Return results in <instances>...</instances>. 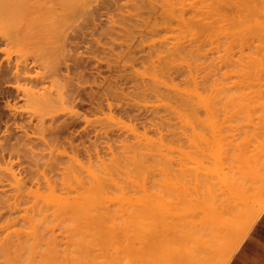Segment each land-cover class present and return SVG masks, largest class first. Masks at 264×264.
<instances>
[{
    "label": "rangeland",
    "instance_id": "374dc122",
    "mask_svg": "<svg viewBox=\"0 0 264 264\" xmlns=\"http://www.w3.org/2000/svg\"><path fill=\"white\" fill-rule=\"evenodd\" d=\"M165 1L164 0H0V19H1L0 20V42H1L0 44L1 46L0 47V237L1 238L0 239L2 243L10 238H13L15 236L13 233H15L19 239V237L22 236L20 232L22 231L21 232L22 234L28 233L29 226H31V224H32L31 226L32 229H34L33 232L36 231L35 228L37 226L33 227L35 225V224L33 225V223L35 222L33 218H35L37 223L38 222L41 223L45 219L44 223L43 222L41 223L45 225V228L41 227L42 233L41 232L40 233L42 235L43 234L46 235V232L43 233V230L44 231L50 230L49 228H47L48 227L47 222L49 223V221L53 220L52 218L53 216H55V213L53 212L52 214L49 213L51 212L52 209L54 210V206H52L53 203L50 200L48 193H46L49 191V187H48L49 183L51 184L55 183L56 184L55 186L58 192H61V190L62 192L67 191L68 188H75V187L77 190L78 185H81L80 187H82V188L79 187V190L83 189L85 186L90 187V184L93 183L94 171L95 172L102 171L103 168L101 170L100 166H103V164L105 165L104 161L106 159H107L106 165H108L107 161H110L109 165L112 166V161H114L115 163L113 166H115L116 162H118L119 160V158L116 156H121V158H123V160L120 159L121 167H122V161L123 163L125 162V164L129 161L126 159L128 158L127 157L128 155L123 154V153H125V151L128 150L132 146L130 150L126 151V153L128 152V154H132L134 151V147L137 148V145H139L137 150H141L144 152L147 151L148 149L151 150V148L156 147L155 148L156 150L155 149L151 150V151H154L155 155L154 154L146 155L147 159L145 160H147L146 162L148 166L146 165V167H144L142 172H140L141 169L138 170V172L134 170L135 171L134 174L131 173L132 176L130 175L131 180L129 182V185H127L128 183L124 179L125 174L123 173L125 172L121 170L120 172L121 174H120V177H118V179L120 180V183L126 182L124 184L127 186L124 189L126 188L127 189L126 190L113 189V187L110 188V185L112 186V184L109 183L110 185L108 187L106 185V188H109L110 191H112L113 189L114 192L113 191L112 192L115 196L114 195L112 196L110 191L107 193V191L105 192L103 191V189H101V192L99 188L98 190L96 187H94L93 189V192H95L94 191L95 189H96V192L99 191V193L97 192V194L96 192L94 193L96 194V198L99 197L100 199L101 196L99 195L102 192L103 193L101 195L106 197L107 200L110 199L112 201L113 199L111 198H114V201L112 202H110V200L109 201L105 200L107 201L106 202L107 204L111 203V205L109 204L110 206L104 202L105 205H107V207H110V212H108L110 213V215L105 214V217H109V219L106 218V221L108 220L107 225L104 226V229H103L105 231L106 230L105 227L107 228V230H108V227H110L108 231L109 235L110 237H114V238L107 237L109 235L105 237L104 235L107 234L106 231L105 233H103L102 231L103 233L102 235L100 232L101 227L99 229L100 231L98 230L99 232L98 231L96 232L99 233L98 240L102 239L104 242L105 238H107L105 241L107 242L106 244H109V243L111 244L113 239H115L118 242L122 240L121 242L125 243L124 242L125 238H122L126 236L124 234L128 235L131 233V235L134 234V236L137 237L140 235L139 234L140 231L142 233V229H145V226L147 227V229H149L148 228L149 226L153 228L155 224H151L150 222L154 219L155 222H157L158 220L157 223H159L161 217L159 218L158 216L156 220L154 216L156 213L157 215H159L158 214L159 211L157 207L163 204L162 200L159 201L154 196V193H153L154 187H155L154 180L160 179V178L163 179L164 177H166L167 171H163V168L165 166H168L170 162L173 165L174 164L177 165V162L178 163L182 162L186 165L187 168L188 166L192 168L195 165L193 163L194 161H192L193 159L192 160L188 159L186 155H184L186 157L185 159V157L183 156L184 153L182 152V148H185L184 150L188 151V149H191V142L195 138L196 139L198 138V136H195L197 135L195 134L196 133L195 131H198V129L200 128L199 123H198V116H201L199 118L201 119L202 117L206 115L205 114L206 111H204L205 110L204 102L202 101L203 97L206 95L208 96L216 95L217 97V95L220 94V91L218 90L220 88L219 86L221 85L223 86L224 83L226 85H231L230 83H232L235 80L240 81V83H238L239 81L238 82L236 81L238 84H241V85L244 84L243 85L244 94L246 93L248 95V93L250 92L248 97L254 94V93L252 94L251 92L255 91L256 89H259L258 86H260V84L262 86V87L260 86V89L261 88L263 89L264 87V73H263L264 48L261 49L263 51L262 52L263 54L262 55L261 53L258 54L259 57L261 56L262 58V60L260 58V60L262 61L261 65L259 63L260 62L259 58L257 59V61L253 62L254 65L252 63H251L252 65H249L250 63L246 62L247 60L244 61V59L246 58L245 53H248V56H247L248 61H249V57H251V55L249 54L254 53L253 51H251V53L249 51L251 50L250 48L253 47L252 43L254 41L255 42L258 41V38L255 36H257L259 33H260L259 34L260 36L264 35L263 34L264 32L262 33L260 31V30H264L263 28L264 22H262L264 21L262 20V14L264 13V5L262 4L264 2L263 0H260V2L259 1L255 2L256 0H252L253 5H251L252 4L251 0L250 1L246 0L245 2L249 1L250 3L248 4L250 5L248 6L247 3L244 2L246 6H245V10H243L242 8V11H241L242 13L240 12L241 6L239 2L237 3L235 0L237 4L236 7L238 8L239 6V11H237L238 9L236 11L242 14V16L236 14L235 3H233L234 5L233 7L235 8L232 9V5H231L232 3L229 4L231 6L228 5L226 7V5L223 2H221L222 0H219L220 2L218 4H214L216 3L217 0H215V2L214 0H212V2L211 0H206V1L205 0H192V1L187 0L188 2L186 0H184V2L183 0H180V1L179 0H176V1L175 0L173 1L165 0ZM199 1H200L199 4L201 6L203 5L202 8L198 4ZM204 1L206 3L211 2L209 4H212L210 6L214 8L216 7L215 10L217 9V6L215 5H218L219 8L217 9V11L220 10V13L219 12L217 13L215 11L218 14V16L215 14V12L212 11V7L210 6L207 7L208 5L205 4ZM171 2H173V4L175 3L176 6L174 8L173 6H171L173 5ZM166 3H170V4L166 5ZM186 3L188 5L190 3L189 6L191 7L195 5V7L193 6L194 9L196 7H200L201 12L198 8H196V10H194L193 12L192 11L193 8L191 9V7L187 6ZM257 3L258 4L261 3L260 6L259 5L257 6ZM168 5L170 6L168 7ZM221 5L224 6L225 8L222 7ZM254 6L255 8H252ZM203 7L207 8L206 9L207 11H205V13H208V11L213 12V14L210 12L211 15H213V17H211L209 13L206 15L213 19L216 17L214 19L215 22L213 21V19L209 17H208L209 19H207V16H205L204 12L203 14L205 17L202 16L203 17L202 18L201 16H199V15H202V11L205 10ZM246 7H249V9L247 8L248 9L247 10ZM166 8H168L170 11ZM172 8H173V11H175V13L172 11ZM175 8L179 10V11L177 10L179 14H177V11L175 10ZM208 8L209 9L211 8V10H209ZM221 10H222L223 16L226 17V20L222 17L224 23L223 21L222 22L220 21L222 19ZM227 10H230L231 13L233 12L231 15L233 22H231V20L229 21L230 18L227 20V17H230V14H231ZM256 10L258 11L257 13H256ZM262 10H263V13H262ZM247 12L248 14H250L248 17L246 16ZM260 12L262 13L260 14L261 16H259ZM196 13L198 15L195 16ZM188 14L193 19L189 17ZM257 14L259 17H261V20L258 18ZM183 16H187L186 19L190 18L191 20L190 19L186 20L185 18L182 19ZM219 16L221 19L219 18ZM239 16L241 20L239 19ZM242 17H245L243 21H246L247 24H245L246 22L243 23ZM200 18L203 21L200 22L201 20ZM248 19L251 21H247ZM258 19L260 22L257 21ZM197 20H199L198 23H197ZM207 20L211 21V23L208 22ZM216 20H218L217 26H215ZM187 21H190V22L188 23ZM183 22H186V23H183ZM205 22L209 24L210 26L207 24H206L207 26H205L204 25ZM212 22L213 24L214 23L215 24L211 25ZM225 23L226 24L228 23L227 26L228 28L230 27V30H236V33L234 31H233L234 33L231 31V34L230 33L227 34L229 32L227 26L223 28V26L226 25ZM232 23L236 24L237 27H234V25H231ZM260 23L261 25H263L262 27L259 26ZM179 24L181 25L182 29ZM189 24L193 25L192 27L194 28H192ZM200 25H202V28H200L201 27ZM175 27L178 28V30L175 29ZM198 27L201 30L203 29L202 32H204V35L207 34L206 36L209 37L208 39H210V41L207 40L206 36L201 35L202 32ZM213 27L216 29L218 27L217 30L220 29V31L222 29L221 32L219 31L220 33L217 32L219 33V35L216 33V30ZM249 27H252V29ZM225 28L228 31H226ZM180 29L181 31L183 30V32L185 33L181 34ZM192 29H194V31ZM197 29H199L198 33H197ZM240 29H243L242 32ZM250 29L255 34L254 36L252 35V37L251 36L248 37L250 33H252ZM204 30H207V31H204ZM190 31L193 33H191ZM224 31L227 33H224ZM171 32L173 33L175 32V33L172 34ZM210 32H212V35H214V37L210 35L211 34ZM196 33L199 35L197 36V39H198L197 41L195 38V36L197 35ZM231 35L232 37L233 36L235 37L232 38ZM237 35H238V38H237ZM174 36H176L177 40L175 39ZM216 36L217 38L219 36V38L217 39L218 41H215L214 39L216 38ZM222 36H224L225 38L227 37V38L225 39ZM178 38L186 39V41L183 39L182 41H180L178 40ZM235 38L237 39L235 40ZM248 38L250 39V41ZM212 39H214V43ZM200 40H204V41L200 43L201 42ZM225 40H227L228 42L227 41L225 42ZM232 40L235 41V43L232 42ZM237 40L238 42H236ZM161 41H162V44H161ZM167 41L171 43V45H172V42L174 43V41L176 42L180 41V42L179 43L175 42L178 47V48H175L176 49L175 50L173 46H170V44ZM207 41H209L210 43ZM230 41L232 44L230 43ZM205 42H207L208 44ZM189 43H191V45ZM192 43L193 44L195 43L197 48L198 46L201 47L202 44H205V45L201 47V50H199L200 47L198 49L194 48L195 46L193 45L192 47ZM176 45L174 47H176ZM211 46H213V48ZM223 47H226V49ZM170 48H173L175 51H177L179 48L181 50L183 48V51L186 49L183 52V54L186 57L181 53H176L173 49H170ZM187 48H188V51H187ZM206 48L211 49L213 52L211 50L210 51L207 50ZM219 48L222 51H224V53L219 52L220 53L219 54L218 50L221 51ZM253 49L254 47L252 48V50ZM163 50H165L166 52L163 53ZM171 50H173L174 52L172 51L171 53L170 52ZM179 50L177 52H181V50L180 51ZM189 50H191V52ZM192 50H194L195 53L192 52ZM202 50L204 51V54ZM22 53L23 55H20L21 58L25 56V58H28L30 62H34L36 59L41 60L42 58L46 57L47 60L44 63V65L54 66V68L50 67L47 71L48 73L46 75L47 76L46 93L30 101L27 100L26 96L23 95L21 90H18V88L15 86V83H14L15 79H14V76L12 75V72H10L9 69L5 67L4 65L5 63L4 60L9 59L10 57L16 60L20 59V57H17V56ZM187 53L190 55H188ZM196 53L199 55H204V57L202 56L203 59L201 58L202 59L201 60L200 59L201 56L199 55L197 57ZM205 53L206 54L209 53V55L207 54V56L210 57L209 59H207V56H205ZM160 54L163 56H161ZM178 54H180V56L182 57H178L179 56ZM227 54L231 56H228ZM175 55L177 58L175 57ZM224 55H227V57ZM191 56L192 58H190ZM195 56L197 59L198 58L200 59V60L198 59V62H196L197 60L195 62L193 61L195 59L194 58ZM219 56L222 59L221 58L219 59ZM187 57L188 59H186ZM228 57H230V59ZM165 58L167 60H165ZM172 58L173 59L176 58V59L173 61ZM163 60L165 63L164 66L163 64H161ZM200 61L201 62L203 61V62L201 63ZM250 61H253V60H250ZM152 63L154 66L152 65ZM155 63H156V66H155ZM159 63L161 65H159ZM195 63H198L199 67ZM150 65L153 68L154 67L158 68V70L152 69V70H155V73H154V71L150 69L151 68ZM242 66L243 68H241ZM244 66H247V67L245 68ZM162 68H163V71L161 70ZM164 68L166 69L164 70ZM247 68L248 70H250L249 72L245 70ZM255 69L257 72L255 71ZM159 70L162 72H160ZM235 70H237V72ZM239 70H240V73L243 71L245 72V74L242 75L243 72L242 74H239L238 72ZM160 73H162L163 75H161ZM237 73L239 74L238 76L240 78H238ZM226 74L227 76H224ZM258 74L260 75V78L259 77L257 78V76H259ZM190 75L193 77V79H191ZM197 75L198 77H195ZM241 76L242 77L244 76V78H248V79L247 80L244 79L245 80L244 81ZM153 77H155L156 79L159 78L158 79L159 81L155 80V78ZM187 78L191 82H189ZM167 79L168 81H166ZM220 79L223 83L220 81ZM242 80L244 82H242ZM192 82L193 84H191V87H190L188 83H192ZM170 84H173V85H170ZM182 84L185 86H183ZM174 85H178L176 86L178 88L175 87L178 90H176L175 88H173L172 90V87H174ZM180 85H181V88L183 87V89H185V91L183 89H179ZM249 85L252 87L249 88L250 87ZM215 86L218 87V89ZM212 87L214 88L211 89ZM186 88L189 89V92L191 94L187 92ZM215 89L219 91L218 94H217L218 92L217 90H216L217 92L214 91L215 94L213 93V90ZM181 90L184 92L182 93ZM246 90L249 92H247ZM188 95L189 97L187 98L189 99L186 98V96ZM218 97H221V96H218ZM190 98L192 100H190ZM187 103L188 105L190 103L192 104H190L191 106L190 105L187 106L186 105ZM177 104H180V105L177 106ZM184 104L186 106H184ZM169 106L172 108H168ZM171 109L172 110L174 109L173 111L174 114L172 112H169V110L172 111ZM187 114L189 118L187 117V120H186L185 117ZM170 115H172V117ZM245 115L244 117L247 118ZM24 116L28 117L27 122H24L20 119L21 117H24ZM169 116L171 117V119ZM172 118L174 119L173 120V122H175L174 124L176 125L177 123V125L179 126L176 125L177 126L176 127L174 125L173 126L174 128L171 127V125L173 124L171 122ZM245 118L243 117L241 118L243 121L239 120V118H236L239 121L235 120L234 121L235 123L234 122L232 123H234V125H236L237 122H239L238 124H240L241 122L245 123L246 122L244 121L246 120ZM191 120H193L192 125H191ZM168 121H169V124L167 123ZM163 122L165 124H163ZM186 122H189L190 124ZM160 125H161L160 127L161 129L159 128ZM192 126L194 127L195 131ZM233 127L237 128V126H233ZM172 128L174 129V131ZM175 128L176 129L179 128V129L175 131ZM232 128H229L228 129L229 131L227 132H231ZM20 131H24L23 133L25 134V136L23 135L21 138L19 137L15 138L14 136ZM161 131L162 133L163 132L165 133V136L164 135L162 136ZM235 131L237 132V130ZM235 131L233 130L234 133ZM175 132H178L177 133L178 135H176ZM169 134L170 136H167ZM175 135L178 137H176ZM139 136H142V137H139ZM148 136H150L153 139H159V137L161 139L162 137L164 138L167 136L166 137L167 140L168 139L172 140L173 138L175 139L177 138L179 140L181 138V142L179 141V143L181 144L180 147H182L183 144L185 146L181 148L179 155L177 154L179 151H176L177 155H156L161 151L160 150L162 149L160 148L161 145L160 147L155 146V144L158 143L159 141L153 140L155 142L153 144L152 139L149 138ZM188 138H191V139H188ZM177 139L176 141L178 142ZM137 140L138 141L142 140V142H140L142 143V145L145 143V140H146L147 148H145L144 145L141 146L140 143L138 144ZM226 140H224L223 142H225ZM148 143H151L153 145L149 144L151 145L149 147ZM127 145H129V147ZM126 146L128 147V149ZM140 146L141 148H143V150L140 148ZM144 148L147 150H145ZM129 151H131L132 153L131 152L129 153ZM119 153H121L122 155ZM123 155L124 157L126 155L125 159ZM76 159L78 162L76 161ZM100 160H101V164H100ZM73 162H75L76 164ZM186 162L188 163V165ZM79 165L81 166V168ZM53 166H56V167H53ZM74 166L78 170H76ZM37 167H39L40 170ZM97 167H100V169L98 168L99 170L96 171ZM153 167H154V171H153ZM88 169L89 170L92 169V170L89 171ZM71 170L74 171L75 174L78 173L77 176H80L81 174L82 176H84V178L80 176L84 179L83 185L81 184L83 183V179L80 177H77L76 179H74L76 175ZM92 171L93 173H91ZM69 172L73 174V175L71 174L72 177L70 175L71 179L69 177ZM65 174H67L66 176L69 177L68 179L69 182L66 181L68 178L67 177L66 179H64L65 183H62L64 181V180L62 181L63 175L65 177ZM121 175L122 176L124 175V177L121 178ZM44 176H47V178ZM91 178H92V183L90 181ZM50 179L52 182H50ZM80 179L82 180L80 181ZM78 180H79V184H78ZM87 180H89L90 182ZM76 183L78 185H76ZM113 186L115 185L113 184ZM43 190H46L45 193ZM71 190L72 189H70L69 191ZM76 190L74 189L75 193H76ZM41 192H43L44 194ZM71 193H73V191H71ZM40 194L44 196H38ZM36 196H38V198L40 197L39 199H42V200L44 199V201L41 202L42 205H39V207H37V205L40 202ZM109 196L110 197L112 196V197L109 198ZM47 197L48 199H46ZM20 198H21V201H20ZM94 198L95 197H93L92 199L95 201ZM106 198L102 197L101 199H106ZM47 200H49L52 203V205L51 203H49L50 207L48 206L49 204L47 205V203L49 202V201L47 202ZM93 200H92L93 203L90 201L88 202V204L92 203L91 206L95 205ZM32 201L34 202V205ZM30 202H32V204H30ZM99 202L100 201H98V203ZM44 203L45 205L48 206L50 211L49 209H47ZM98 203H96L97 206H98ZM35 204H36V208L38 209L37 213L38 214L41 213L40 214L41 216L37 215L35 211L36 208H34ZM101 205H104V204H101ZM148 205H150L154 209V213H153V210L151 211L153 214L147 213ZM40 206L43 207V209H42V212L39 213V210H41ZM104 206H102L101 208H103ZM28 207L32 208L31 212L29 211L30 208ZM86 207H88V205ZM44 208L47 209L49 213V214L47 213L46 216L48 217L49 215V218L51 216L49 221H48V218L43 215L44 211L47 212V210H44ZM90 209L91 207L89 205V211L93 213L94 211ZM33 210L35 211V213ZM86 211L89 212L88 208L86 209ZM86 211L84 212L83 210L84 212L83 214L87 213ZM96 212H94L93 214L94 218H96V216L98 215L97 218L101 216L102 218L105 219L104 213L102 215L101 213L99 214V211H97V209H96ZM26 214H30V215L34 214V217L32 218L33 221L30 220L32 216L30 215L27 216ZM89 214L91 213L89 212L85 214L84 216L87 218ZM143 214L144 216H142ZM68 215L71 216L70 213ZM68 215L66 216V218L68 217ZM35 216H37V218ZM57 216H55V218ZM63 216L64 214L61 217H59V219L63 218ZM72 216H75V215H72ZM39 217H42V220H40L41 218L38 219ZM90 217L92 218V215H90ZM123 217H125L124 220H123ZM27 218H30V219H28L27 221ZM22 219H23V222L21 221ZM18 220L20 221V223ZM125 220L128 221V224L132 225L131 228L135 229V231L130 229L129 228L130 225H128L127 223L126 225H128L129 227L127 226L125 227L124 225V223L126 222ZM140 220L141 221L144 220L149 223L145 226H142L143 223L141 222L142 223L141 224L139 222ZM45 221L47 222L45 223ZM28 222L29 223L33 222V223H31L28 226L26 225V224H29ZM15 223L18 224L19 228H21V226L24 225L23 229L25 228V230H19V228L16 227L17 225ZM113 223L115 224L120 223L118 225L120 226L121 232L123 231L124 227L127 231L124 229V231L122 232L123 234H121L118 228L116 229L114 228L115 230L112 229L114 226H116ZM39 226H42V225L39 224ZM57 228L58 227L55 228L56 230L55 233L59 231L61 232L60 228L58 229ZM10 229L12 230V232L13 231L14 232L12 233ZM17 229L19 230V232L17 231ZM26 229H28L27 230L28 232L26 231ZM39 229L40 227L37 229V231H39ZM138 229H140V231ZM130 230H132L133 232L132 231L129 232ZM117 231H118V234L116 233ZM8 232L13 235L9 234ZM33 232L31 231L28 234H31ZM60 232L57 234L60 235ZM7 233H8V236L11 235L13 237L10 236L9 238H7ZM49 233H51V231ZM28 234L26 236L25 235L23 236L29 237ZM114 234H117V235L113 236ZM101 236L102 238H100ZM117 236H121L120 240L117 238ZM4 237H5V240L3 239ZM96 237L88 238V239L89 240L97 239ZM15 238L16 236L14 237V239H12V241H14ZM109 238L112 240H110ZM108 239L110 240V242ZM10 241L8 240L6 241V243H4L6 248H7L6 245ZM12 241L10 242L11 244L18 242L17 238H16V242L14 241L12 243ZM1 245H0V249L4 247L3 245V247L1 248ZM11 246L13 248L15 244L14 246L13 245ZM87 246H88V242H85L83 250H82L83 258L84 259L85 258L87 259L95 258L96 253L99 254V249L97 247H94L95 251L93 249L91 250L93 254L89 253L88 255L87 252L89 251H88ZM109 247H111V245L110 246L108 245V248ZM5 249L1 251L5 252ZM110 250L112 251V249H109L108 251ZM6 252L9 253L10 250ZM11 252L9 254H11ZM0 254H3V253H0ZM13 254L15 258V253ZM13 254L10 256H13ZM98 254L96 258L98 257L99 259H101L100 257H102V255L99 254L100 255L99 257ZM10 256L8 255L7 262H10V264H12L11 261H13V263H15L13 258L10 261L11 259ZM121 256L119 257L115 256V258L116 259L118 258L119 260H121L120 258H124V256L126 255L121 253ZM6 258L0 257V261L2 262V264H4L3 260L5 261ZM83 264H86V263H83Z\"/></svg>",
    "mask_w": 264,
    "mask_h": 264
},
{
    "label": "bare ground",
    "instance_id": "6f19581e",
    "mask_svg": "<svg viewBox=\"0 0 264 264\" xmlns=\"http://www.w3.org/2000/svg\"><path fill=\"white\" fill-rule=\"evenodd\" d=\"M217 1L214 4H218L220 2L219 0H217ZM226 1H228V2H226ZM245 1L246 0H236V2L237 3L239 2L240 6H241L240 7V12L242 11V8H243V10H245V6H246L245 3H247L248 6L250 5V4H248V3H250L249 2L250 0L247 1V2H245ZM257 1L260 2V0H256L255 2H257ZM183 2H184V0H183ZM183 2H182V4H183ZM211 2H212V0H211ZM211 2H209V3H211ZM214 2H215V0H214ZM221 2H223L226 5V7L229 4L232 3L231 4L232 5V9L237 6L235 0H225V1L222 0ZM251 2H252L251 5H253V1L252 0H251ZM171 3L173 4V2H171ZM175 3L173 5H171V6H173V8L176 6ZM199 3H200V1L198 2V4ZM209 3L208 2L207 3L205 2V4L208 5V6L206 5L207 7H209L210 5H212V4H209ZM226 3H228V4H226ZM233 3H235V7H233L234 6ZM243 3H244V5H243ZM261 3H259V4L257 3V6L258 5L260 6ZM167 4H170V3H166V5ZM198 4H197V6H198ZM262 4L264 5V2ZM186 5L189 6L190 3H189V5L186 3ZM231 5H229V6H231ZM169 6L170 5H168V7ZM193 6L195 7V5H193ZM193 6L192 7L189 6V7H191V9L193 8L192 11L194 12V10H196V8H198L200 10V7L202 8L203 5L202 6L200 5V7H196L195 9H194ZM215 6H217V9L219 8L218 5H215ZM210 7H212V6H210ZM222 7H224V6H222ZM173 8H172V11H173ZM176 8H175V10L177 11L178 9H176ZM215 8L212 7V11L213 12L216 11L217 13L218 12L220 13V10L217 11V9L215 10ZM247 8L249 9V7H246V9ZM252 8H255V6L252 7ZM166 9H168V8H166ZM204 9H203L204 11H202V15H199V16L205 17V16H207L206 14L209 13L210 16L213 17V15H211V13L213 14V12L208 11V13H205V11H207L206 10L207 8H204ZM209 10H211V8ZM230 10H227V11L230 12ZM236 10L239 11V6H238V8L237 7L235 8V11ZM178 11H177V14H179ZM237 11H236V14L242 16V14L238 13ZM173 12L175 13V11H173ZM200 12H201V10H200ZM203 12H204L205 16H204ZM216 12H215V14L218 16V14ZM248 12L246 14L247 17L250 15V14H248ZM250 12H252V11H250ZM257 12L258 11L256 10V13ZM197 13L195 14V16L198 15ZM232 13L230 14V17H227V20L230 18L229 21L231 20V22H233L232 21V17H231ZM262 13H263V10H262ZM262 13L260 12L259 13V16H261L260 14H262ZM167 14H165V15H167ZM221 15H222L221 18L223 17L226 20V17L223 16L222 10H221ZM188 16H189V14H188ZM240 16H239V19L241 20ZM257 16H258V14H257ZM259 16H258V18L261 20V17H259ZM186 17L187 16H183L182 19H184V18L186 19ZM189 17H191V16H189ZM208 17L209 16H207V19L211 18V17H209V18ZM219 18H220V16H219ZM223 18L220 20L221 22L223 21ZM244 18L245 17H242V21L244 20ZM263 18H264V13L262 14V20H264ZM189 19H186V20H189ZM211 19H213V18H211ZM214 19H213V21L215 22ZM259 19L257 21H259ZM180 20H181V18H180ZM198 21L199 20H197V23H198ZM201 21H203V20L201 19L200 22ZM217 21L218 20H216V25L215 26L218 25L217 24ZM247 21H251V20L248 19ZM179 22H181V21H179ZM187 22L189 23L190 21H187ZM206 22H205L204 25L205 26L209 25ZM208 22L211 23V21H208ZM245 22L246 21H243V23H245ZM262 22H264V21H262ZM183 23H186V22H183ZM218 23H220V22H218ZM223 23H224V21H223ZM261 23L259 25L260 27H262L264 25V23H263V25H261ZM214 24L212 22L211 25H214ZM245 24H247V22ZM221 25H223V24H221ZM227 25H228V23L226 25H224L223 28L226 27ZM231 25H234V27H237L236 24H233L232 23ZM190 26L192 27L193 25H190ZM198 26H199V24H198ZM200 26H201L200 28H202V25H200ZM219 26H220V24H219ZM248 26H249V24H248ZM180 27H181V25H180ZM169 28H170V26H169ZM192 28H194V27H192ZM227 28H228V26H227ZM249 28L252 29V27H249ZM175 29L178 30V28H176V27H175ZM181 29H182V27H181ZM181 29H180L181 34H184L185 32H183V30L181 31ZM199 29H197V33L199 32L198 31ZM214 29L216 30V33L220 31V29L217 30L218 27H217V29L216 28H214ZM243 29H240L241 32H242ZM251 29H250V31H251ZM167 30H168V28H167ZM192 30L194 31V29H192ZM202 30H201V32H202ZM225 30H226V28H225ZM228 30H229L228 33L225 32V31H224V33H227V34L230 33L231 34V31L232 32L234 31L236 33V30H230V27L228 28ZM228 30H226V31H228ZM204 31H207V30H204ZM221 31H222V29H221ZM260 31L262 33L264 32V30H260ZM171 33L174 34L175 32L174 33L171 32ZM191 33H193V32H191ZM210 33H211L210 35L212 37H214V35H212V32H210ZM219 33H217V34L219 35ZM252 33H250V35L248 37H250V36L252 37V35L253 36L255 35L254 32H252ZM227 34H225V35H227ZM244 34H246V33H244ZM259 34L257 36H255V37L258 38V41H256V42L254 41L255 43L254 42L252 43V41H251V43L253 44V47L255 49V50L254 49L252 50L253 47L250 48L251 50L249 52L250 53H251V51L254 52L252 54H249V55H251L252 58L249 57V61H248V58H247L248 53H245L247 59L245 58V56H244L245 59L242 57L244 59V61L247 60L246 62H249L250 63V64L247 63L249 65H252V64L254 65L253 62L254 61H257L258 58H259V60L261 58V56L259 57L258 54L261 53V55H262L264 53L261 50V49L264 48V35H261L260 36ZM201 35L206 36L207 34L204 35V32H202ZM176 36H174V37L177 40ZM191 36H193V35H191ZM197 36H199V35L197 34L195 36L196 41L198 40L197 39ZM224 36H222V37L225 38ZM235 36H236V34H235ZM235 36H233V37H235ZM172 37H171V39H172ZM222 37H221V39H222ZM231 37H232V35H231ZM179 38H178V40L182 41L183 38L182 39H179ZM208 38L209 37H207V40L210 41V39H208ZM218 38H219V36H218ZM218 38L216 36V38H214L215 41H218L217 40ZM237 38H238V35H237ZM237 38H235V40ZM214 39H212L213 43H214ZM183 40L186 41V39H183ZM233 40H232V42L235 43V41H233ZM200 41H201L200 43H202V41H204V40H200ZM209 41H207V42H209ZM226 41L227 40H225V42ZM239 41H240V39H239ZM249 41H250V39H249ZM175 42L176 41H174V43ZM207 42H205V43H207ZM236 42H238V40ZM174 43L172 42V45H171V43H169V44H170V46H173L174 49L175 48H178L177 45H176V43L175 44ZM195 43L194 44L192 43V47L194 45L195 46L194 48H197L196 45H195ZM200 43H199V45H200ZM230 43H231V41H230ZM0 44H1V42H0ZM161 44H162V41H161ZM189 44L191 45V43H189ZM254 44H255V46H254ZM175 45H176V47H174ZM204 45L205 44H202V46H204ZM214 45H216V44H214ZM197 46H198V44H197ZM213 46H211V47L213 48ZM199 47L200 46H198V48ZM201 47L199 48V50H201ZM226 47H223V48L226 49ZM173 48H170V49H173ZM183 48H182V50L179 48L181 50V52H177L179 49L177 51H175L176 49L175 50L173 49V50L176 53L183 54V52L186 50L185 49L183 51ZM188 48H187V51H188ZM225 49H223V50H225ZM173 50H171L170 52L172 53ZM207 50L210 51L211 49L208 48ZM189 51L191 52V50H189ZM164 52H166V51L163 50V53ZM192 52L195 53L194 50H192ZM219 52H223L224 53V51H222V50L221 51L218 50V53ZM203 54H204V51H203ZM207 54L209 55V53H207ZM207 54L205 53V56H207ZM231 54H233V53H231ZM20 55H23V53L22 54H19L17 56V57H20V59H17V60L16 59H12V57H10L9 59L4 60V62H5L4 65H5V67H7L9 69L10 72H12V75L14 76V79H15V82H14L15 83V86L18 88V90H21V92L23 93V95L26 96V99L30 101V100H33L34 98L40 97V96H42V95H44L46 93V91H47V85H46V82H47V79L46 78H47V76L46 75L48 73L47 71H48V69L50 67H53L54 68V66L53 65H48V66L44 65V63L47 60L46 57L42 58L41 60L36 59L34 62H30L28 60V58H25V56H23V58H21ZM178 55H179L178 57H182V56H180V54H178ZM188 55H190V54H188ZM198 55L199 54L196 53V56L197 57H198ZM227 55H224V56L227 57ZM161 56H163V55H161ZM172 56H173V54H172ZM196 56L194 57L195 58L193 60L194 62L196 60H197L196 62H198V59L199 58L197 59ZM199 56H201L200 59L202 58V56L204 57V55H199ZM228 56H231V55H228ZM175 57H176V55H175ZM188 57L186 59H188ZM190 58H192V56ZM209 58L210 57L207 56V59H209ZM220 58L221 57L219 56V59ZM228 58L230 59V57H228ZM228 58H227V60H228ZM175 59L172 58L173 61ZM243 59H241V60H243ZM165 60H167V59L165 58ZM250 60H253V61H250ZM261 60H262V58H261ZM261 60H260V62L258 61L260 63V65L262 64V61ZM258 62H256V63H258ZM160 63H159V65L163 64V66L165 64L164 63V60H163V62L161 64ZM166 63H167V61H166ZM243 63H245V62H243ZM195 64H197V66H198V63H195ZM152 65H153V63H152ZM155 66H156V63H155ZM170 66H171V64H170ZM239 66H240V64H239ZM255 66H253V67H255ZM165 67H167V66H165ZM244 67L246 68L247 66H244ZM184 68H186V67H184ZM241 68H243V66ZM262 68H263V66H262ZM150 69L151 70L152 69H157L158 70V68H155V67L153 68L152 66H151ZM165 69L166 68H164V70ZM161 70L163 71V68ZM242 70H244V69H242ZM245 70H247V72L250 71V70H248V68L245 69ZM152 71H154V73H155V70H152ZM162 71H160V72H162ZM235 71L237 72V70H235ZM255 71H256V69H255ZM238 72H239V74H242L243 71L240 73V70H239ZM263 73H264V70H263ZM160 74L163 75L162 73H160ZM239 74L237 73V76ZM244 74H245V72H243L242 75H244ZM184 76H185V74H184ZM224 76H227V74L224 75ZM164 77H165V75H164ZM166 77H167V75H166ZM190 77H191V79H193V77L191 75H190ZM190 77H189V79H190ZM195 77H198V75L195 76ZM258 77L260 78V75L257 76V78ZM153 78H155V77H153ZM238 78H240V77L238 76ZM242 78H243V80L244 79L245 80L248 79V78H244V76ZM158 79L155 78V80H158ZM162 79H163V77H162ZM188 80H187V82H188ZM243 80H242V82L245 81V80L244 81ZM164 81H165V79H164ZM166 81H168V79ZM182 81H184V80H182ZM220 81H221V79H220ZM236 81L237 80H235L232 83H230L231 85H226L224 83L223 86L221 85L222 87L219 86L220 87L219 89H218V87L215 86L220 91V94H218L219 91L217 89L213 90V93L214 94H215L214 91H216V90L218 91V92L216 91L217 94H218L217 97H216V95L215 96H213V95L212 96L211 95L210 96L206 95V96L203 97V100L202 101L204 102V106H205L204 107V109H205L204 111H206V113H205L206 115L205 116L203 115L204 117H202L201 119H199L201 116H198V123H199V126H200V128H199L200 130L198 129V131H195L194 127L192 126L193 129H194V131L196 132L195 134H197L195 136H198V138L196 139L194 137L195 139L194 138H193L194 140L192 139L193 141L191 142V149H188V151H185L184 150L185 148H182L183 146H185L184 144H183L182 147H180L181 144L179 143V141L181 142V138L179 140L176 138L178 140V142L176 141L175 138H173L176 135H178L177 134L178 132H175L176 135L172 137L173 138L172 140L171 139L170 140L169 139L167 140V138H166L167 136H170V134L167 135L166 137H164L165 139L163 137L160 139V137H159L160 140L159 139H153L150 136H148L149 138L152 139V141L153 140L154 141H156V140L159 141L158 143L155 144V146H157V147L159 146L160 147V145H161L160 148H162V149H160L161 151L158 154H156V155H177V154L179 155L180 150L182 148V152L184 153L183 156L186 155L188 157V159H191V160L193 159L192 161H194L193 163L195 164L194 167H192L193 166L192 165L191 166L192 168H190V166H188V168H187L186 165L184 163H182V162L181 163H178L177 162V165L176 164L173 165L170 162V164L168 166H165L163 168V171H167L166 177H164L163 179L160 178V179H155L154 180V183H155L154 192H153L154 193V196H155V198L157 200H159V201L162 200L163 201V204L162 205H159V206L157 205L158 206L157 209L159 211V213H158L159 215H157V213H156L155 216H154V218L156 220H157V217L158 216H159V218L160 217L161 218H160L159 223H157L158 220H157V222H155L154 219L150 222L151 224H155V226L153 228L149 226L148 227L149 229H147V227L145 225H147L149 222H146L144 220H142V221L140 220L139 222L140 223L141 222L143 223V224L142 223L141 224H142V226H145V229H142V233H141L140 229H138L140 231V233H139L140 235L139 236L135 237L134 234L131 235V233L128 234V235L127 234H124L126 236L125 237H122V238H125L124 239L125 240L124 241L125 243L121 242L122 240L120 242H118L115 239H113V241L111 242V244L110 243L109 244H106L107 242H105L106 239H107L105 237L107 235H109V232L108 231H109L110 227H108V230L105 227V229H106L105 231H106L107 234L104 235L105 236L104 237L105 238L104 242H103L102 239H101L102 241L99 239L101 242L98 240V237H99L98 234L99 233L96 232L101 227V231L100 230L99 231L101 232L102 235H103V233H105V231L103 229H104V226L107 225V221L108 220L106 221V218L109 219V217H105V214H107V215L109 214L110 215V213H108V212H110V207H107V205H109V204L111 205V203H109V204L106 203L110 199L107 200L106 197L102 196L101 194L103 192L99 196H101V198L103 197V198H106V199H101V198L99 199V197L96 198V194H97V192L99 193V191L96 192V189H95L94 191L96 192V194H94L95 193V192H93L94 187H96L97 190L99 188L100 192H101V189H103V191H105V192L107 191V193L110 191V189L109 188H106V185L108 187L110 184H112V186L110 185V188L113 187V189H117V190L118 189H120V190H126L127 188L126 189H124V188L127 185H129V182L131 180L130 179V175L132 176L131 173L134 174V172H135L134 170H136L138 172V170H140V169H141L140 172H142V170L144 169V167H146V165L148 166V164L146 162L147 160H145V159H147L146 158V155H150V154L152 155V154H154V151H151V150L152 149L154 150L156 147L155 148L154 147L151 148V150L148 149L149 150L148 151L147 149H145V148H147L146 147V145H147L146 143L147 142L145 140V143L143 142L144 143L143 145L145 147L144 149L147 150L145 152L144 151H141V150H137V148L139 147V145H137V148L134 147V151L132 150L133 153L131 151H129V153L131 152L132 154H128V152L126 153V151L130 150V148L132 146L129 149H128L129 145H127L128 147L126 146L128 150H126V151L124 150L125 153L122 152L123 154L128 155L127 156L128 158H126V159L129 160V161L126 164H125V162L123 163V161H122L123 158H121V156H116V157L119 158L118 162H116V164H115L116 167L113 166L114 163H115L114 161H112V166L109 165V162L110 161H107L108 162L107 164L109 165L108 166V165H106V160L107 159L106 160L104 159L105 160L104 163H105L106 166L104 164H103L104 167L103 166H100L101 167V170H102V168H103V170L102 171H98V172H95L94 171V173H93V171L91 172V173H93V183H92V178H91L90 181H91L92 184H90V187L89 186L88 187L85 186L86 183H87V181H89V180H87L86 183H85V185H84L86 188L84 187L83 189L79 190V187L81 185H78L79 184V180H78V184L76 183V185H78L77 186V190H76V187H75V188H68L67 191H63L62 192V190H61V192H58V190L56 189V186H55L56 184L55 183L54 184H51L48 181V183H49L48 184L49 185L48 186L49 187V191L46 192V193H48V196H49L50 200L52 201L53 205H52V203L49 200H47V202L49 201L47 203V205L49 203H51V205L54 206V210L52 209L51 212H49V213H51V214H52V212L55 213V216L58 215L57 216L58 219H57V217L55 218V216H53V218H52L53 220L49 221L50 218H51V216L49 218V215H48V217L46 215L48 213V210L47 209H49L48 206L50 207V204L47 206L44 203V205L47 207V209L44 208V210H47V212L43 210L44 211L43 215L48 218L49 223L47 221H45V223L47 222V225H48L47 228L50 229L48 231H44L43 230V233L46 232V235L49 234V235L46 236L45 234H43V235L41 234L42 233L41 232V230H42L41 227H44L45 228V225L44 224H41V223L42 222L44 223V220L45 219L41 222L40 220H42V217H39L38 219L41 218L39 220L41 223H39V222L37 223L36 220H35V218H33L34 217V214H31V215L30 214H26L27 216L28 215L32 216L31 219L30 218H27V221H28V219H30L31 221L34 220L35 221L34 223L31 222V223H33V225L35 224L33 227L37 226L38 228L40 227V229H39V231H37L38 228L36 227L35 229H36L37 232L34 231L35 232L34 233L33 232L34 229H32V227H31L32 224L28 222L29 224H26V225L29 226L31 224V226H29V230L26 229V231L27 230L29 232L32 231L34 234L33 233L28 234L29 233L28 231H27L28 233L22 234L21 233L22 231H21L20 234L22 236H20L19 239H18L17 235L15 233H13L14 231L12 232V230L10 229L11 232L16 236L18 242H16V238H15L14 241L16 243H13L14 241H12V239H14L15 236L14 237L11 236L13 234H11L9 232L8 233L11 234V235L8 236V233H7V238H9L10 236L13 237V238L8 239L9 241L11 240L13 244H11L10 243L11 241H10L8 243L10 247L8 246V244L6 245L7 248H8V250H10V252L12 251L11 254H9L10 252L9 253L6 252L8 250H7V248L5 247V244H4V243H6V241H8V240L4 241L6 236L3 238L4 239L3 240L4 241L3 243L1 242V239H0V242H1L0 245L2 244L1 245V248L3 247V245L6 248L5 249L3 247L2 249H0V253H3V254H0V257L1 258H6L7 257L5 261L3 260V263L4 264H10V262H7L8 255L10 256L13 253H15V258L16 259L14 258V254H13V256H10L11 259L9 257L10 261L12 260V258L14 259V262L15 263H13V261H11L12 264H83V263H86V264H227L228 261H229V259H230V257L232 256V254L235 252V250H237V248L240 246V244L242 243V241H244L246 235L249 233V231L251 230V228L253 227V225L255 224V222L258 220V218L261 216V214L264 212V91H263L264 87H263V89L262 88L260 89V86H261V84H260V86H258L259 89H256L255 91L251 92L252 94L253 93L254 94L252 96L250 95V97H248V95L250 94V92L246 90L249 93H248V95L246 93L244 94V91H243V87H244L243 85L244 84L243 83H242L243 85L238 84V83H240V81L238 80L239 81V82L237 81L238 83ZM173 82H174V80H173ZM189 82H191V81L189 80ZM254 83H256V82H254ZM173 84H170V85H173ZM188 84L191 87V84H193V82L192 83H188ZM188 84H186V85H188ZM213 85H211V86H213ZM176 86H178V85H174V87H172V90ZM183 86H185V85H183ZM251 87L252 86H250L249 88H251ZM176 88H178V87H176ZM213 88L214 87H212L211 89H213ZM179 89H183V87L181 88V85H180V88ZM176 90H178V89H176ZM183 90L185 91V89H183ZM186 90H187V92H189V89L186 88ZM184 91H182V93ZM191 92H193V91H191ZM210 92H212V91H210ZM218 96H221V97H218ZM187 97H189V95L186 96V98ZM187 99H189V98H187ZM190 100H192V99L190 98ZM181 101H182V99H181ZM203 102H202V104H203ZM192 103H190V104H192ZM178 105H180V104H177V106ZM186 105L189 106L188 103ZM186 105L184 104V106H186ZM170 106L168 108H172ZM177 106H176V108H177ZM202 107H203V105H202ZM173 111H174V109L172 111L169 110V112H172V113H173ZM185 111H187V110H185ZM181 112H183V111H181ZM172 115H170V116L172 117ZM244 115L247 118H245ZM171 117H170V119H171ZM187 117H188V114L185 117L186 120H187ZM235 117L236 118H239V120H242L241 118L243 117V118L246 119V120H244L246 122L245 123L241 122L240 124H238L239 122H237V124L234 125V123H235L234 121L237 120ZM173 118L171 120V122L173 123L171 125V127H173L175 125L174 124L175 122H173V120L175 118L174 119ZM20 119L22 121H24V122H27L28 121V117L27 116L21 117ZM239 120H237V121H239ZM175 121H177V120H175ZM192 121L193 120H191V125H192ZM232 122H234V123H232ZM167 123L169 124V121ZM186 123L190 124L189 122H186ZM157 124H158V122H157ZM163 124H165V123L163 122ZM176 125H177V123H176ZM238 125H240V126H238ZM177 126H179V125H177ZM233 126H237V128L236 127L234 128ZM160 127H161V125L159 126V128ZM229 128H232L231 129L232 130L231 131L232 133L231 132H227V131H229L228 130ZM177 129H179V128H177ZM177 129L175 128V131ZM233 130L234 131L237 130V132L235 131V133H234ZM24 131H20L14 137L15 138H18V137L21 138L23 135L25 136V134L23 133ZM173 131H174V129H173ZM161 133H162V131H161ZM163 133H162V136L163 135L165 136V133L164 134ZM228 133H230V134H228ZM139 137H142V136H139ZM176 137H178V136H176ZM188 139H191V138H188ZM224 140H226V141L223 142ZM154 141H153V144L155 143ZM140 142H142V140L141 141H138V144ZM140 144H141V146H143L142 143H140ZM149 144H151V143H148V145ZM153 144H151V145H153ZM151 145H149V147ZM141 146H140V148H141ZM141 149L143 150V148H141ZM176 151H179V152L176 154ZM119 154H121V153H119ZM126 155H125V157H126ZM123 157H124V155H123ZM125 157H124V159H125ZM120 159H122L121 160L122 161V167H121ZM185 159H186V157H185ZM109 160H110V158H109ZM114 160H116V159H114ZM72 161H73V159H72ZM76 161H77V159H76ZM102 161H103V159H102ZM73 163H75V162H73ZM100 164H101V160H100ZM50 165H51V163H50ZM70 165H72V164H70ZM187 165H188V163H187ZM53 167H56V166H53ZM83 167H85V166H83ZM100 167H97L96 171L99 170ZM37 168H39V167H37ZM80 168H81V166H80ZM39 170H40V168H39ZM76 170H78V169L76 168ZM90 170H92V169H90ZM121 170H123V172H125L123 174H125V178L124 179L128 183L127 185L124 184L126 182H123V183L121 182L120 183V180L118 179V177H120ZM68 171H70V170H68ZM153 171H154V167H153ZM72 172L74 173V171H72ZM100 172H102V173H100ZM59 173H60V171H59ZM67 174H68V172H67ZM67 174H65V177L63 175L62 181L68 177V176H66ZM71 174L72 173L69 172V177H70ZM77 174H75L76 177L74 176L75 177L74 179H76L77 177L82 176V174L80 176H77ZM72 175H71V177H72ZM44 177L47 178V176H44ZM58 177H60V176H58ZM69 177L66 180L68 182H69V180H68ZM71 177H70V179H71ZM82 177L84 178V176H82ZM82 177H80V178H82ZM123 177H124V175L123 176L121 175V178H123ZM82 179H80V181ZM72 180H73V178H72ZM75 181H77V180H75ZM50 182H52L51 179H50ZM68 182H66V183H68ZM62 183H65V180ZM81 184L82 185L84 184V179H83V183H81ZM113 184L116 186V188H115V186H113ZM88 185H89V183H88ZM80 188H82V187H80ZM70 189H72L71 191H73V193H71V191H69ZM74 189L76 190V193L74 192ZM113 189H112V191H113ZM43 191L45 193L46 190H43ZM112 191H110V192H111V194L113 196L114 195L113 194L114 191L113 192ZM41 193H43V192H41ZM30 194H31V192H30ZM18 195H17V197H18ZM38 196H44V195L40 194ZM38 196H36V197L38 198ZM45 197H46V195H45ZM91 197L92 198L95 197L94 199H95L96 202ZM111 197L109 196V198H111ZM90 198L94 201V204L95 205H92L91 206V204L93 202H92V200ZM46 199H48V197ZM111 199H113L112 201H114V198H111ZM97 200L100 201L101 203L99 202L100 203L99 204ZM105 200H107V201H105ZM20 201H21V198H20ZM43 201H44V199L43 200L42 199H39V202L40 203L43 202ZM90 201L92 203L88 204V202H90ZM112 201L110 200V202H112ZM28 202H29V200H28ZM32 202H30V204H32ZM36 202H38V201H36ZM104 202L107 205H105ZM40 203H38L37 207H39V205H42V203L41 204ZM96 203H98V206L96 205ZM36 204H35V207L34 208H36ZM101 204H104L105 206L104 205H101ZM33 205H34V202H33ZM44 205H43V207H44ZM83 205H85V206H83ZM87 205H88V207H86ZM89 205L91 207L90 210L96 212V209H97V211H99V214L101 213V215L104 213L105 219L102 218L100 215L99 216L101 218L100 217L97 218L98 215L96 216V214H95L96 218H94V216H93L94 212L92 213L91 211H89ZM99 206H100V208L102 206H104V207L100 209ZM43 207H41V210H39V213L42 212ZM28 208H30L29 211L31 212L32 211V208L31 207H28ZM84 208H86V209L88 208V211L91 213L88 216L86 215L87 218L84 215L87 214V213H89V212H87L86 209H84ZM147 208H148L147 209V213H152L151 212L152 210H153V213H154V209L150 205H148ZM83 210H84V212L86 211L87 213L83 214L84 213ZM100 210H102V211H100ZM19 211H21V210H19ZM35 211L37 213L38 209L36 208ZM35 211H34V213H35ZM49 211H50V209H49ZM25 212H26V210H25ZM60 213L61 214L62 213L64 214L63 218H61V219H59V217H61L63 214L61 215ZM66 213H68V214L70 213L71 216H69ZM111 213H112V211H111ZM40 214L37 213L38 216H41ZM59 215H61V216H59ZM67 215H68V217L66 218ZM72 215H75V216H72ZM90 215H92V218L90 217ZM142 216H144V214ZM35 217L37 218V216H35ZM23 218H25V217H23ZM32 218H33V220H32ZM124 218L125 217H123V220H124ZM21 221L23 222V219ZM125 221H126L124 223L125 227L126 226L129 227L128 225H130V224H128V221L127 220H125ZM161 221H162V223H161ZM19 223H20V221H19ZM122 223H123V221H122ZM126 223L128 225H126ZM39 224L42 225V226H39ZM113 224H115V223H113ZM118 224H120V223H118ZM118 224H115L118 227L114 226L112 229L118 228L120 230V226ZM16 225L15 226L17 228H19L18 227V224H16ZM23 226H21L22 229L19 228V230H25V228L23 229ZM111 226H112V224H111ZM121 226H123V225H121ZM131 226L132 225H130L129 228L132 229L133 231H135V229L131 228ZM30 227H31V229H30ZM56 227L60 228L61 232L58 230L60 232V235L57 234L59 232H56L55 233V231H56L55 228ZM125 227H124V229H125ZM124 229H123V231H124ZM19 230L17 229L18 232H19ZM132 230H130L129 232H131ZM50 231H51V233H49ZM102 231H103V233H102ZM118 231L116 232L117 234H118ZM18 232H17V234H18ZM120 232H121V230H120ZM122 232H121V234H123ZM129 232H127V233H129ZM96 233H97V235H96ZM27 234H28L29 237H24L23 236V235L26 236ZM117 234H114L113 236H116ZM1 236H3V235H1ZM94 237H96L97 239H90V240L88 239V238H94ZM107 237H110V235L107 236ZM100 238H102V236ZM110 238H114V237H110ZM117 238L120 240L121 236H117ZM110 240H112V239H110ZM110 240H109V242H110ZM85 242H88V246H87L88 251H89V252H87L88 255H89V253L90 254L92 253V251H91L92 249L95 251L94 247H97L99 249V254L102 255V257H100V255L98 253H96V255L94 253L95 258H89L88 257L89 259L85 258L86 259L85 260L83 258V256H82V253H83L82 250H83V247H84ZM136 242H138V243H136ZM14 244H15V246H14ZM11 245H13L14 247L12 248ZM108 245L109 246L111 245V247L108 248ZM3 249H5V252L4 251H1ZM109 249H112V251L111 250L108 251ZM121 253H123L126 256H124V258H120L121 260H119L118 258L116 259L115 256L116 257H119V256H121ZM97 254H98V256L101 259H99L98 257L96 258ZM121 257H123V256H121ZM97 259H99V260H97ZM123 261H125V262H123ZM1 264H2V262H1Z\"/></svg>",
    "mask_w": 264,
    "mask_h": 264
},
{
    "label": "crops",
    "instance_id": "0c3cea01",
    "mask_svg": "<svg viewBox=\"0 0 264 264\" xmlns=\"http://www.w3.org/2000/svg\"><path fill=\"white\" fill-rule=\"evenodd\" d=\"M227 264H264V212Z\"/></svg>",
    "mask_w": 264,
    "mask_h": 264
}]
</instances>
